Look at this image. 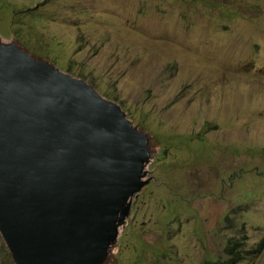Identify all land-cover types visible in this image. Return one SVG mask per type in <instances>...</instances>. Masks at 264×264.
<instances>
[{"label": "rangeland", "instance_id": "1", "mask_svg": "<svg viewBox=\"0 0 264 264\" xmlns=\"http://www.w3.org/2000/svg\"><path fill=\"white\" fill-rule=\"evenodd\" d=\"M0 2L10 8L0 10L2 41L116 103L139 140L147 185L119 211L95 264L223 261L234 239L258 248L264 0ZM35 33L42 42L29 48ZM0 264H17L1 231ZM238 264H264V251Z\"/></svg>", "mask_w": 264, "mask_h": 264}, {"label": "water", "instance_id": "2", "mask_svg": "<svg viewBox=\"0 0 264 264\" xmlns=\"http://www.w3.org/2000/svg\"><path fill=\"white\" fill-rule=\"evenodd\" d=\"M129 127L116 103L0 36V231L17 264L106 254L147 185Z\"/></svg>", "mask_w": 264, "mask_h": 264}, {"label": "trees", "instance_id": "3", "mask_svg": "<svg viewBox=\"0 0 264 264\" xmlns=\"http://www.w3.org/2000/svg\"><path fill=\"white\" fill-rule=\"evenodd\" d=\"M0 10H3L5 12L10 11V8H8V3L3 4L2 2H0ZM23 24L25 22H22ZM32 23V22H31ZM16 35L18 36V32H15ZM41 41L40 36H38L36 33L33 35V37L31 38L30 42L26 41V46L27 47H31V45H38L37 42ZM51 45L52 42H50ZM33 53L37 54V55H42L43 53L41 51H36L33 50ZM54 62V61H53ZM56 62V61H55ZM161 155H165V153H161ZM242 242L240 240L234 239L233 241H230L229 244L226 246L225 248V254L227 256V258L223 261H208L206 264H238L239 262L245 260L246 258L252 256V255H259L264 251V240L261 241V243L258 245V248L252 249V250H248V251H244L242 248Z\"/></svg>", "mask_w": 264, "mask_h": 264}, {"label": "clouds", "instance_id": "4", "mask_svg": "<svg viewBox=\"0 0 264 264\" xmlns=\"http://www.w3.org/2000/svg\"><path fill=\"white\" fill-rule=\"evenodd\" d=\"M23 16V15H22ZM23 20L24 21H26V22H35V21H37V22H41L42 21V19L39 17V16H35V19H32V17H30V16H23ZM2 33V32H1ZM0 33V35L2 36V34ZM15 38V37H14ZM34 54V53H33ZM53 65H55V61L53 62H51ZM57 64H59V63H56V66H57ZM57 68H58V66H57ZM59 69V68H58ZM65 70V68H62V69H60V71H64ZM65 73V72H64ZM67 74V73H66Z\"/></svg>", "mask_w": 264, "mask_h": 264}]
</instances>
